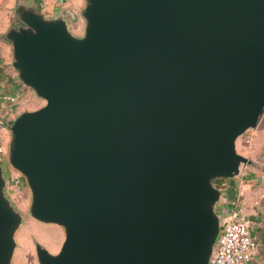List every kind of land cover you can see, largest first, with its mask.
<instances>
[{"label": "water", "instance_id": "obj_1", "mask_svg": "<svg viewBox=\"0 0 264 264\" xmlns=\"http://www.w3.org/2000/svg\"><path fill=\"white\" fill-rule=\"evenodd\" d=\"M12 66L45 103L10 125L0 159V264L25 214L62 226L39 264H211L220 177L253 160L238 139L264 114V0H85L83 33L14 7Z\"/></svg>", "mask_w": 264, "mask_h": 264}, {"label": "crops", "instance_id": "obj_2", "mask_svg": "<svg viewBox=\"0 0 264 264\" xmlns=\"http://www.w3.org/2000/svg\"><path fill=\"white\" fill-rule=\"evenodd\" d=\"M17 2L35 4L48 15L65 16L77 34L81 33L75 31V26L84 30L80 12L85 0H0V145L4 148H8L9 119L15 118L13 104L22 94V82L11 63L12 48L5 38L6 30L18 22L14 13ZM252 143L256 145L248 156L253 163L246 164V168L243 166L238 175L229 177V187L224 192L220 211L227 207L229 197L237 196L240 199L243 216L249 221L256 241L253 257L246 264H264V121L254 130Z\"/></svg>", "mask_w": 264, "mask_h": 264}, {"label": "rangeland", "instance_id": "obj_3", "mask_svg": "<svg viewBox=\"0 0 264 264\" xmlns=\"http://www.w3.org/2000/svg\"><path fill=\"white\" fill-rule=\"evenodd\" d=\"M74 27V26H73ZM75 31L83 32V27L75 26ZM22 82V81H21ZM22 94L13 104L14 117L28 107L37 108L45 103V99L40 97L32 88L22 82ZM10 124L13 119H9ZM264 119L260 120L258 125L263 124ZM254 129H249L238 139V150L248 156L254 149L255 143H252ZM10 137V129H9ZM7 152V147H6ZM249 157V156H248ZM245 168L247 165H244ZM7 191L13 202L25 214V220L18 229L17 247L13 258L14 264H39L36 254L35 243L41 242L51 251L57 252L65 238V231L62 226L52 223H44L32 218L29 215V204L31 202V191L25 181L24 176L16 170L8 167Z\"/></svg>", "mask_w": 264, "mask_h": 264}, {"label": "built area", "instance_id": "obj_4", "mask_svg": "<svg viewBox=\"0 0 264 264\" xmlns=\"http://www.w3.org/2000/svg\"><path fill=\"white\" fill-rule=\"evenodd\" d=\"M5 153L6 148L0 145V159H4ZM228 179L220 177L216 183L226 190ZM221 213L223 219L211 264H246L253 257L256 241L249 221L243 216L240 199L229 197L227 207Z\"/></svg>", "mask_w": 264, "mask_h": 264}]
</instances>
